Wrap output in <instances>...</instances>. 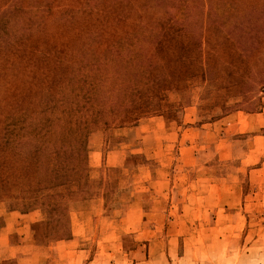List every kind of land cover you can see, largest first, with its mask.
Segmentation results:
<instances>
[{"label":"rangeland","instance_id":"obj_1","mask_svg":"<svg viewBox=\"0 0 264 264\" xmlns=\"http://www.w3.org/2000/svg\"><path fill=\"white\" fill-rule=\"evenodd\" d=\"M107 51L109 70L95 72ZM81 64L96 82L127 79L122 91L111 83L117 93L103 106L124 116L90 130L86 170H56L37 194L35 154L23 143L47 126L45 96L58 100ZM263 107L264 0H0V214L20 223L10 243L51 264L71 263L67 254H83L72 264H264V194L244 201L264 158L228 126ZM182 136L201 145L187 148ZM202 151L231 190L223 203H237L233 184L242 188L247 211L236 222L193 209L203 206L190 192L200 167L182 157ZM239 166L243 182L226 181Z\"/></svg>","mask_w":264,"mask_h":264},{"label":"trees","instance_id":"obj_2","mask_svg":"<svg viewBox=\"0 0 264 264\" xmlns=\"http://www.w3.org/2000/svg\"><path fill=\"white\" fill-rule=\"evenodd\" d=\"M167 7L175 10L182 8L177 6V4L173 6V3L172 6ZM228 37L229 39L231 38L230 36ZM231 40L233 39L231 38ZM111 53L107 51L103 54L105 63L99 68L95 66V72L99 73L98 69H100V72L109 70L110 64L107 63V59H110ZM73 69L75 73L68 78V81L62 82L60 85V80H54L49 85L51 91L57 89L60 85L61 91L58 100L52 93L45 96L46 113L50 112L49 117L45 120L47 126L43 128L41 125L36 124L35 128L31 130L30 138L32 139L29 143H23L25 144L23 147H31L29 153L32 154L34 152L35 154L34 159L36 160V172L38 174L36 185L39 187L36 191L37 194L51 190L56 170H66L73 173H77L82 168L86 170L87 166L84 163L88 151L87 144L90 130L100 125L109 127L124 116V113L119 110L111 109L108 112L103 106L114 91H122L124 84L128 83L127 79L120 77L117 72L115 74H118V77L110 81V84L107 80L96 82L87 76L83 77L81 74L83 71L92 70L89 64H81L79 67H73ZM111 83L115 84L114 91L110 90ZM98 88L101 94L107 95L103 96L97 93ZM114 93L116 94L117 92ZM118 96L119 98L121 97L120 95ZM118 96L117 100H119ZM95 103L101 109H97ZM121 103L119 106H124L128 103V100L123 99ZM90 104L92 105L87 106ZM87 107L89 108L87 109ZM56 111H60V116L53 117L52 114H56ZM40 137L44 138L42 142ZM39 199L40 196H37V201ZM49 203L56 206L52 201Z\"/></svg>","mask_w":264,"mask_h":264},{"label":"crops","instance_id":"obj_3","mask_svg":"<svg viewBox=\"0 0 264 264\" xmlns=\"http://www.w3.org/2000/svg\"><path fill=\"white\" fill-rule=\"evenodd\" d=\"M239 116H241V118H239ZM236 118L237 119L233 123H229L228 126L235 127L234 130L238 131L240 135H249L252 144L253 153H259V157L264 158V107L261 109V111L252 114L240 111L238 113V117ZM207 126H211V124L202 125L201 129H194V130L200 132L198 133L200 137L203 130L207 129ZM180 140H181V144H184L183 146L187 148L198 147L199 145H201V143L199 144V142L195 140H190V142L187 143L186 142L187 138L183 139V136ZM217 146L220 145L217 144ZM185 153L189 155L190 150L188 149L185 150ZM206 157L207 155L203 151L198 152L197 156L194 157L193 159L182 157L184 163L189 162V164H191L192 166H193L192 163H195L194 165H198L200 167L197 177L195 178L194 181V184L196 186H193L194 190H190V192L192 195H195L197 199L203 200V206L200 209L199 207H193V209L200 210L202 212L217 211L218 212L216 213L217 216L219 212L223 211L225 213L224 216H228L230 218L232 217L233 221L236 222V220L240 218L239 216L241 212L247 211L246 203L243 205L242 188L239 189L238 186L233 184L231 189H233L234 190L233 193L237 195V203H236V199L233 201V204L223 203L222 202L223 197H225L227 193H230L231 190L230 188L225 187V185L223 184L224 182L220 181L219 178L217 177V173L213 172L209 168L210 159H207ZM216 157L217 156L214 155L211 157V159L214 160ZM218 159L219 161L223 160L222 152H219ZM245 160L246 157L242 159L240 163L245 162ZM260 163H261L260 166H257L256 168H251L249 171V182L251 187L253 186L254 189L252 190L251 188L249 190V195L245 197L244 201H246L247 198H249V196L252 195L257 196L260 193L263 197L264 159L261 160ZM241 171H242V167L239 166V171L226 177V181L229 180L230 176H233V177H237L238 179L235 183L243 182L242 180H240ZM236 187L238 188V190H236ZM250 205H252V203ZM139 210L141 209H133V212H139ZM15 213L16 212H7L4 209L2 214H0V263L14 261L17 264H51L50 262H48L51 257L50 254H28L25 256H21V254H18L17 247H15V245H12L10 243L11 235L17 231V228L19 227L20 224L18 223V219L16 218ZM24 216L28 217V214ZM218 217L216 218L218 219ZM72 241H76V238L71 239L68 242H72ZM152 242L156 244L159 243L160 240H158V238H155L154 241ZM5 252H10V254H7ZM67 255L69 259L70 258L72 259L71 263L68 264H72L76 262L78 258L82 257L83 254H67Z\"/></svg>","mask_w":264,"mask_h":264}]
</instances>
